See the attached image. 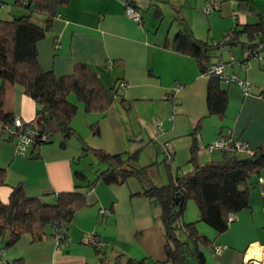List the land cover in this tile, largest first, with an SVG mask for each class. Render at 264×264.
I'll return each instance as SVG.
<instances>
[{
  "label": "crops",
  "instance_id": "obj_1",
  "mask_svg": "<svg viewBox=\"0 0 264 264\" xmlns=\"http://www.w3.org/2000/svg\"><path fill=\"white\" fill-rule=\"evenodd\" d=\"M127 1L69 0L59 8L52 29L38 42L42 68L62 76L84 62L97 71L105 86L123 81L126 87L104 112L86 111L75 99L79 105L72 122L76 133L62 145V135L50 121L53 140L42 144L34 156L18 154L15 142L2 139L0 123V168L6 170L5 181L0 183L2 200L7 201L18 184L24 185L30 197L73 190L79 183L76 171L90 178L82 158L89 155L93 162L100 160L86 147L111 153L139 151L138 165L155 163L157 174L164 170L177 174L193 169L189 159L194 133L201 163L223 157L225 151L209 150V144L219 137L246 140L251 148L264 143V97L260 94L264 90V48L245 62L240 45L224 46L215 59L223 60L229 73L251 87L250 93H244L239 84L223 81L228 92L223 117L209 112V77L194 58L172 48L178 30L185 26L198 38L219 41L234 28L257 22L258 12L264 14V0H210L218 7L209 14L203 11L208 0H130L138 7L141 22L126 14ZM3 2L0 0V5ZM7 13L11 14L7 18H13L22 12L14 9ZM261 38L256 35V41ZM178 83L182 87L176 90ZM172 91L174 97L166 98ZM37 108L22 86L5 82V112L31 121ZM167 142L174 147L171 160L165 155ZM143 190L135 177L124 183L100 182L87 190L88 205L76 212L68 230L69 244L60 247L49 237L33 242L32 235L24 232L3 257L10 264L97 263L94 248L84 242L86 236L97 234L111 257L147 258V264H154L166 257L161 208L142 195ZM234 214L228 230L217 236L210 225L200 221L196 202L188 201L185 221H196L201 234L217 240L213 247L202 248L205 264H245L247 260L264 264V194L258 177L249 205ZM219 245L224 248L216 252ZM16 259L22 261L14 262Z\"/></svg>",
  "mask_w": 264,
  "mask_h": 264
},
{
  "label": "trees",
  "instance_id": "obj_2",
  "mask_svg": "<svg viewBox=\"0 0 264 264\" xmlns=\"http://www.w3.org/2000/svg\"><path fill=\"white\" fill-rule=\"evenodd\" d=\"M69 0H14L13 3L26 11L13 18L0 17V123L2 139L14 142L17 135L10 134L7 127L15 125V117L4 110L5 82L19 84L24 92L37 103L35 118L23 121L22 128L36 124L35 135L30 155L34 156L40 146L52 141L48 124L53 121L62 135L61 144L76 133L73 119L79 105L70 99L75 94L76 100L83 104L86 111H106L114 99L121 96V82L107 87L99 74L88 63H76L71 74L57 76L52 70H45L38 60V42L52 29L59 8ZM127 4L138 8L130 0ZM23 10V11H24ZM138 11V10H137ZM140 12V11H139ZM259 20L245 23L223 35L219 41L198 38L187 26L178 30L172 41V48L178 53L194 58L205 74L211 63L220 57L224 46L240 45L245 53L244 61L258 55L264 48V14L258 12ZM43 16V18L38 17ZM161 16H163L161 14ZM41 19L39 23L35 19ZM262 38L256 41V35ZM247 38L244 40V37ZM223 61V60H222ZM225 81L219 76L209 77L207 101L210 114L223 117L228 104V92L223 88ZM264 97V90L260 93ZM175 91L167 94L173 98ZM99 132L97 123L92 125ZM17 128H20L18 126ZM45 133L48 139H42ZM198 137L194 133L189 163L193 169L177 174L169 172V182L156 184L151 179L154 164L136 165L138 153H111L102 148L86 147L92 150L107 167L96 171L94 178H89L83 171H76L79 183L73 190L57 193H44L30 197L23 184L12 188L7 201L0 198V236L7 239V246L17 243L24 232L32 235L33 242L45 238L57 239L60 247L70 243L68 230L76 212L88 205L87 190L98 183H124L129 178L140 179L147 196L161 208L160 220L164 229V250L166 257L154 264H193L188 251L196 264H205L202 248L213 247L216 239L201 234L197 222L184 219L186 205L194 200L200 211V221L210 225L220 236L229 228V214L236 213L249 205L254 178L263 176L264 143L252 148V152H224L220 159L201 163L198 161ZM6 170L0 168V183H4ZM54 199H50L51 196ZM181 232L183 237H181ZM90 244L97 256V263L86 264H147V258H135L118 255L111 257L104 248L105 242L92 234ZM15 261H22L16 259ZM8 264L10 262L8 261Z\"/></svg>",
  "mask_w": 264,
  "mask_h": 264
},
{
  "label": "built area",
  "instance_id": "obj_3",
  "mask_svg": "<svg viewBox=\"0 0 264 264\" xmlns=\"http://www.w3.org/2000/svg\"><path fill=\"white\" fill-rule=\"evenodd\" d=\"M218 7L217 4L212 3L210 0H208L203 8V11L206 14L211 13L213 10H215ZM126 14L133 19L136 22H141L142 15L139 11H137L132 5L127 4L126 5ZM206 76L210 77L212 75L219 76L220 78L224 79L226 82H235L242 86L244 93H250L251 87L249 83L241 78H239L235 74H231L226 70V63L222 60L211 63L209 65L208 70L205 73ZM122 88L126 87V83H121ZM182 87V83H178L176 85V90L180 89ZM167 98V96H166ZM158 127H161V122L158 120ZM23 120L20 117H15V125L8 126L7 129L10 132V134L17 135L16 140L14 141L16 144V150L18 154L23 156L30 155L32 143L34 140L35 135L38 133V128L36 124L28 125L25 128H22ZM20 126V128H17ZM42 139H48V136L43 133L41 135ZM215 149H220L225 152H238V153H248L252 152V148L250 144L246 140H240V139H233L230 136L226 137H219L212 141L209 144V150L213 151ZM174 152V147L170 142H167L165 144V155L168 159H172ZM259 181L262 185V192L264 194V176L259 177ZM235 217V214L231 212L229 214V220H233ZM61 237L60 235L57 237L56 242L59 245L58 239ZM92 240V236L88 235L85 237V241L88 242ZM224 248V245H219L216 247V252H221ZM0 264H8V260H6L3 257V250L0 249ZM245 264H251L249 260L246 261Z\"/></svg>",
  "mask_w": 264,
  "mask_h": 264
},
{
  "label": "rangeland",
  "instance_id": "obj_4",
  "mask_svg": "<svg viewBox=\"0 0 264 264\" xmlns=\"http://www.w3.org/2000/svg\"><path fill=\"white\" fill-rule=\"evenodd\" d=\"M1 6L3 7L2 8V10L0 11V17H2V18H7L9 15H11L10 13H7L9 10L10 11H12L13 12V10L14 9H19V11L21 10V12L23 13V10H24V8H20V7H18L17 5H15L12 1H7V0H4V2H3V4L2 5H0V8H1ZM26 11L24 10V13H25ZM22 13H20V14H22ZM14 16V15H13ZM19 16V15H18ZM38 17H41V18H43V16H38ZM35 20H37L39 23L41 22V19H35ZM229 71V70H228ZM230 72V71H229ZM70 99L71 100H74L75 101V99H76V96H75V94H71L70 95ZM80 115L81 114H78L77 115V118L76 119H78L79 117H80ZM76 123V122H75ZM54 134V133H53ZM91 157L89 156V155H86V156H84L82 159H84V161H85V163H87L88 164V174H90V178H94V176H95V172L96 171H98V170H100V169H104V168H106L107 167V165H106V163H104V162H99L97 159H96V161H92V159H90ZM104 163V164H103ZM137 163V165L139 164L138 162H136ZM141 166V165H140ZM151 179L153 180V182H155L156 184H163V183H168L169 182V179H170V177H169V174L166 172V170H164V172H162L161 174H157V172L155 171L154 172V170L152 171V174H151ZM255 179V178H254ZM190 201V200H189ZM191 201H193V200H191ZM195 202V201H194ZM184 235H183V233L181 232V237L182 238H184L183 237ZM185 239V238H184ZM15 245V244H14ZM14 245H12V246H10V247H6L7 246V239H5V240H3V238L0 236V249L1 250H3V255L5 254V255H7L6 253H7V251L6 250H8V252L12 249V247L14 246ZM188 257H189V259L194 263V261H193V257L191 256V254H190V252L188 251ZM11 258H13V256H11Z\"/></svg>",
  "mask_w": 264,
  "mask_h": 264
},
{
  "label": "bare ground",
  "instance_id": "obj_5",
  "mask_svg": "<svg viewBox=\"0 0 264 264\" xmlns=\"http://www.w3.org/2000/svg\"><path fill=\"white\" fill-rule=\"evenodd\" d=\"M257 263H259V262H257ZM260 264V263H259Z\"/></svg>",
  "mask_w": 264,
  "mask_h": 264
}]
</instances>
